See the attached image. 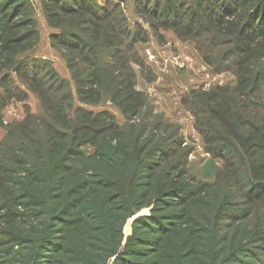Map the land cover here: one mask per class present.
Segmentation results:
<instances>
[{
	"label": "trees",
	"instance_id": "trees-1",
	"mask_svg": "<svg viewBox=\"0 0 264 264\" xmlns=\"http://www.w3.org/2000/svg\"><path fill=\"white\" fill-rule=\"evenodd\" d=\"M37 12L67 79L32 55ZM162 32L233 77L181 99L200 174L136 88ZM0 131V264H264V0H0Z\"/></svg>",
	"mask_w": 264,
	"mask_h": 264
},
{
	"label": "rangeland",
	"instance_id": "rangeland-1",
	"mask_svg": "<svg viewBox=\"0 0 264 264\" xmlns=\"http://www.w3.org/2000/svg\"><path fill=\"white\" fill-rule=\"evenodd\" d=\"M105 1L97 0L99 4H103ZM126 13L131 24L137 21L129 10L126 9ZM36 20L40 40L32 54L33 57L49 59L62 77L69 78L63 61L49 46L48 35L51 31L47 28L40 12H37ZM159 35L163 40L151 37L148 43L137 47L144 66L141 69L135 67L136 88L149 97L155 113L161 114L167 122L180 127V134L185 143L194 146V152L189 157L190 169L192 173L200 174L208 156L205 155L200 139L193 128L192 117L181 108V99L192 89L207 90L214 85L231 84L233 77L229 74H213L209 68L203 65L192 43L180 42L170 32H162ZM24 107H28L31 113L39 111L37 100L29 95L25 104L13 103L6 108L3 113L4 124L21 120ZM89 109L108 110L117 115V112L108 103ZM122 122L119 119V123L122 124ZM1 136L2 131H0ZM126 226H129L130 231L131 224L128 222ZM126 226L124 233L128 234L129 231L125 232Z\"/></svg>",
	"mask_w": 264,
	"mask_h": 264
},
{
	"label": "water",
	"instance_id": "water-1",
	"mask_svg": "<svg viewBox=\"0 0 264 264\" xmlns=\"http://www.w3.org/2000/svg\"><path fill=\"white\" fill-rule=\"evenodd\" d=\"M147 211H148V210H147ZM140 215H142V213L136 215L133 219H131V220L129 221V223L131 224V222H132L136 217H138V216H140ZM125 226H126V225H125ZM130 232H131V230L129 231L128 234L124 233V235H125V236H129V235H130Z\"/></svg>",
	"mask_w": 264,
	"mask_h": 264
}]
</instances>
